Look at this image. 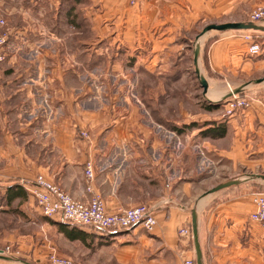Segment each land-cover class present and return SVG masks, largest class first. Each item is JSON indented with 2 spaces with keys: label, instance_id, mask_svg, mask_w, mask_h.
Listing matches in <instances>:
<instances>
[{
  "label": "crops",
  "instance_id": "obj_1",
  "mask_svg": "<svg viewBox=\"0 0 264 264\" xmlns=\"http://www.w3.org/2000/svg\"><path fill=\"white\" fill-rule=\"evenodd\" d=\"M262 3L140 0L134 7L99 13L95 0H0V16L10 31L6 60L0 64V158L26 160L17 183L23 186L42 175L75 200L89 203L85 164L91 161L95 178L90 184L109 212L145 205L157 220L152 233L141 226L104 233L41 214L39 232L20 233V250L0 264H48L54 248L79 264H198L199 255L203 264H264V227L251 219V188L264 190L263 180H252L264 175V100L254 98L250 110L233 117L223 107H207L228 94L225 83L231 76L252 66L249 44L226 32L208 33L199 57L209 83L207 100L192 106L161 101L169 92L177 97V90L190 83L177 62L179 45L189 40L194 22L203 15L245 22L244 16ZM107 14L115 19L110 30L116 33L103 38ZM110 45L125 49L124 96L111 95L110 89L107 97L99 92L95 62ZM135 88L163 89L152 105L153 110L157 105L158 111L169 109L168 119L132 98ZM245 90L251 97L264 91ZM233 180L241 183L208 194ZM188 223L191 240L179 235ZM49 224L59 228L52 239L45 233ZM60 227L76 230L79 238H69Z\"/></svg>",
  "mask_w": 264,
  "mask_h": 264
},
{
  "label": "rangeland",
  "instance_id": "obj_2",
  "mask_svg": "<svg viewBox=\"0 0 264 264\" xmlns=\"http://www.w3.org/2000/svg\"><path fill=\"white\" fill-rule=\"evenodd\" d=\"M96 6L99 10V13L105 12V11H120L121 9L125 8V6H128V3L126 0H95ZM85 2V0H84ZM260 5V4H259ZM258 5V6H259ZM86 6V5H84ZM83 6V7H84ZM256 6L249 15H245L244 18L246 21L251 20L252 12L258 7ZM104 19H107V24L103 23L102 28H109L107 31H104V35H102L103 38L106 37V34L108 37H113L112 32L114 34L116 31L110 30L112 28L111 23L115 21V19H112L111 14H107V17H103ZM220 18V19H219ZM202 20L196 21L192 24L193 28L188 32V38L187 42H182L181 45H179L181 48L178 52V62L177 66L180 70H184L185 72H188L187 74L190 79V83L187 85L185 89H178L177 94L175 97V93H167L166 95H163L161 97V101L169 102L173 99H177L178 101H182L183 105H189L192 106V103L195 105V101L197 100L199 103H203V88L201 87L198 80H196V73H195V66H194V59H193V51L195 49L196 44V38L200 35V33L203 31L205 27H207L210 24H224V23H231V16L229 15H223L218 17L217 15L212 16H204L201 17ZM219 19V20H217ZM105 22V20H103ZM241 22V21H240ZM263 24V23H258ZM115 29V28H113ZM218 31L214 32L217 34ZM227 35H232L233 38L241 39L244 42H247L249 44V48L251 46L252 41L255 44L259 45L260 52L258 54H251L249 52L248 48V55L252 59L251 64L252 66L248 68L247 70L243 71H237L236 75L231 76L229 78V83H225L226 88L234 89L233 85H246L245 89H250V91L254 89H264V33L260 31H226ZM211 34V33H210ZM206 35L204 38L200 40L201 46L206 43L205 39L208 38L210 35ZM251 35L253 37V40H247L246 36ZM261 35V36H260ZM101 36V35H100ZM99 36V37H100ZM207 37V38H206ZM123 56V57H122ZM94 63H92V66ZM95 65L99 68L98 69V85H99V92L103 93L107 91V89H110L108 92L109 94L113 95H125V49L121 45H113V46H107L104 48V50L99 53L98 60L95 62ZM115 65H118L120 69H113ZM206 65V63H205ZM207 66V65H206ZM88 63L87 66H85V70H88ZM203 68V66H202ZM203 70V69H202ZM204 71V70H203ZM131 75H133L134 72H129ZM238 76V77H237ZM194 77V79L192 78ZM14 79L15 76H13ZM133 83V79H130ZM263 80L261 83L256 84V81ZM135 81V80H134ZM21 84V83H20ZM20 84L16 85V87L20 86ZM135 84V82H134ZM131 85V84H130ZM184 87L186 84H183ZM100 86H104V88L100 89ZM118 89H124L123 92L118 93ZM132 98H138L141 99V101L146 102L151 105L152 111L154 113H158L162 119L167 118L171 111L169 109H164V112L158 111V105L156 106L155 110H153L154 106L152 105L154 103L155 105V98L157 96V93H160L163 91V89H130ZM166 90V89H164ZM170 91V89H167ZM108 93H104V95L107 97ZM163 93V92H162ZM248 91L243 92V96L248 98L251 102L257 98L259 100H264V91H258V93H254V97L249 96ZM159 95V94H158ZM105 97V98H106ZM122 97V96H121ZM203 97V98H202ZM104 98V100H105ZM255 98V99H254ZM135 101L137 99H134ZM157 103V102H156ZM159 104V103H158ZM194 106L193 108H195ZM220 107H223V105H220ZM198 108V107H197ZM196 108V109H197ZM251 109V108H250ZM249 109V110H250ZM242 112V111H241ZM238 113V111L236 112ZM167 115V116H166ZM171 117V115H170ZM179 117V116H178ZM37 160V159H36ZM39 163V161H37ZM26 160L25 159H18V158H0V186L1 185H8L12 182L17 183L19 178L21 176H24V172L26 171ZM42 176V175H41ZM16 177V178H14ZM48 181V180H47ZM32 188L26 189L24 196H21L20 198H17L14 202H8L6 203V187H0V250H7L9 249V254L17 253L20 249L19 240L23 239L19 237L20 233H25V231L31 230L34 233H38L41 229L39 219H43L41 217V211L40 208L37 205V202L35 201V198L33 197V194L31 192ZM254 193L257 192H264V190L258 189V188H251ZM253 193V194H254ZM2 207L4 209H2ZM28 215H33L34 219L31 220ZM44 221V220H43ZM186 227L187 229L191 230V224ZM53 231V232H50ZM59 232V228L53 226L52 224H49L48 230H46L45 233H47V236L52 239V234ZM192 235L189 240H191ZM56 255L60 258H69L66 256L61 255L57 249H52L48 254V264H50V257ZM17 256V255H16ZM71 259L74 263H77L72 258ZM33 263V261H31ZM79 264V263H77Z\"/></svg>",
  "mask_w": 264,
  "mask_h": 264
},
{
  "label": "built area",
  "instance_id": "obj_3",
  "mask_svg": "<svg viewBox=\"0 0 264 264\" xmlns=\"http://www.w3.org/2000/svg\"><path fill=\"white\" fill-rule=\"evenodd\" d=\"M140 0H126L129 6L134 7ZM251 22L264 23V3L260 4L251 15ZM10 39V31L7 21L0 16V64L6 60V46ZM247 40H253L251 35L246 36ZM249 48L251 54L260 52L259 45L252 41ZM229 97L219 101H210L223 105L225 115L233 117L238 111H248L252 105L248 98L241 94H234V89H229ZM207 100V96H204ZM82 137L89 139L87 132H82ZM85 176L89 181L86 189L92 194L89 203H82L75 200L70 194L63 191L57 185L47 181L39 175L33 182H23V187L31 189L33 197L40 208L41 214L48 219H56L64 225L79 229L99 231L104 233H119L141 226L148 233L155 231L157 220L152 207L141 205L134 208L121 209L116 212H109L103 198L94 193L91 182L95 178L94 165L91 161L85 164ZM254 212L251 219L264 227V192L253 194ZM181 238H190L192 232L190 229L182 228L179 231ZM9 249L3 250L4 255H8ZM50 264H77L69 258H60L53 254L50 257ZM185 264H196L194 260H187Z\"/></svg>",
  "mask_w": 264,
  "mask_h": 264
},
{
  "label": "water",
  "instance_id": "obj_4",
  "mask_svg": "<svg viewBox=\"0 0 264 264\" xmlns=\"http://www.w3.org/2000/svg\"><path fill=\"white\" fill-rule=\"evenodd\" d=\"M212 31H218V32L260 31V32H264V26L251 22V21H245V22H231V23H224V24H210L203 29L200 35L197 36L196 38V44H195V49H194V66H195V73L197 75L199 83L201 87L203 88L204 96H206L208 93L209 83L199 69V57H200L201 49H202L200 40ZM262 81L263 80H258L256 81V84L261 83ZM245 88H246V85L244 86L242 85L238 88H235L234 94H241L242 92L245 91ZM231 95L232 94H227L225 97H229ZM259 179L264 181V175L252 176V180H259ZM239 183H241L240 180H233V181L222 183L218 185L217 187L211 189L208 192V194L216 193L223 189L232 187L234 185H238ZM192 232H193V237L197 240L198 239V216L196 212H193V216H192ZM0 259L9 260V257L7 255H4L3 251L0 250ZM198 264H203L201 255H199Z\"/></svg>",
  "mask_w": 264,
  "mask_h": 264
},
{
  "label": "trees",
  "instance_id": "obj_5",
  "mask_svg": "<svg viewBox=\"0 0 264 264\" xmlns=\"http://www.w3.org/2000/svg\"><path fill=\"white\" fill-rule=\"evenodd\" d=\"M218 106H220V105L219 104H216V105L209 104L207 107L209 109H214V108H217ZM6 191H7V194H6V198H4V199L6 200L7 204H8V202L9 203L14 202L17 198L24 196V194L26 193L24 190V187L19 183H16L13 186L8 187ZM60 230L63 231L66 229H64V227H60ZM76 232H77L76 230H72V231L66 230V235L71 239L79 238V236H78L79 234Z\"/></svg>",
  "mask_w": 264,
  "mask_h": 264
}]
</instances>
